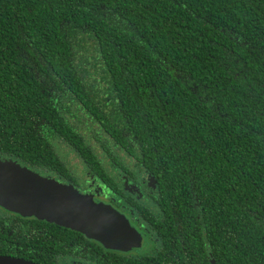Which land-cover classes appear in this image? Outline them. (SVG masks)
Returning <instances> with one entry per match:
<instances>
[{
	"label": "trees",
	"instance_id": "obj_1",
	"mask_svg": "<svg viewBox=\"0 0 264 264\" xmlns=\"http://www.w3.org/2000/svg\"><path fill=\"white\" fill-rule=\"evenodd\" d=\"M0 157L106 190L144 163L155 204L128 197L126 216L160 249L0 208V254L264 264V0H0Z\"/></svg>",
	"mask_w": 264,
	"mask_h": 264
},
{
	"label": "water",
	"instance_id": "obj_2",
	"mask_svg": "<svg viewBox=\"0 0 264 264\" xmlns=\"http://www.w3.org/2000/svg\"><path fill=\"white\" fill-rule=\"evenodd\" d=\"M0 207L85 234L105 248L139 250L144 236L111 204L57 184L14 159L0 157ZM0 264H40L0 254Z\"/></svg>",
	"mask_w": 264,
	"mask_h": 264
},
{
	"label": "flooded vegetation",
	"instance_id": "obj_3",
	"mask_svg": "<svg viewBox=\"0 0 264 264\" xmlns=\"http://www.w3.org/2000/svg\"><path fill=\"white\" fill-rule=\"evenodd\" d=\"M123 164L127 166L128 170H121L116 166L113 167V171H111L113 175L112 177L114 178V181L118 183L120 189L114 190L112 188H108V190H106L105 187L102 188V186L97 185V182H95L94 180H90L89 177L91 173L86 167H78L72 172L73 175L77 174V176L79 177L78 182L75 184L73 181H67L62 175H57L56 177H54L52 173L50 174V169H48L47 167H39L34 166V164L22 163L23 166L28 167L32 171L39 173L42 177L57 184H61L64 186V184H69L71 182L74 183L76 185V188L85 196L89 198L99 199L108 204H111L125 215L128 211L127 208H131L132 206L131 202L128 200V197L134 198L137 201L139 199V202L142 205H145L149 209L152 208L155 204V196L158 194L157 180L153 177V174L147 170L146 167L144 168V163L129 162L128 164ZM0 208L4 209L2 207ZM128 218L130 219L133 226L137 227L140 233L143 234L145 248V250H143L141 247L139 250H132L129 252L139 251L141 253H144L146 252V250H148L147 253L149 254H158V252L160 251L159 244L155 242L152 237H157L158 233L152 232L153 234H151V236L147 231L142 230L141 227L137 225V221L135 219H131L130 216H128ZM145 226L147 227V223H145ZM158 238L159 237H157V239ZM69 256L70 264L88 263V259L82 254L76 255L70 251ZM76 260H78V262Z\"/></svg>",
	"mask_w": 264,
	"mask_h": 264
},
{
	"label": "rangeland",
	"instance_id": "obj_4",
	"mask_svg": "<svg viewBox=\"0 0 264 264\" xmlns=\"http://www.w3.org/2000/svg\"><path fill=\"white\" fill-rule=\"evenodd\" d=\"M141 247H142L143 250H145V248H144V238H143V243H142Z\"/></svg>",
	"mask_w": 264,
	"mask_h": 264
}]
</instances>
